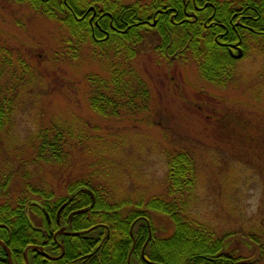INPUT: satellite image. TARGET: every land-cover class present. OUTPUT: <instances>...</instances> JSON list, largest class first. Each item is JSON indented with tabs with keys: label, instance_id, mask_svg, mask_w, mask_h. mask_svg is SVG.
I'll return each instance as SVG.
<instances>
[{
	"label": "rangeland",
	"instance_id": "1",
	"mask_svg": "<svg viewBox=\"0 0 264 264\" xmlns=\"http://www.w3.org/2000/svg\"><path fill=\"white\" fill-rule=\"evenodd\" d=\"M246 36L220 82L191 58L142 49L131 65L149 88L147 106L102 117L89 105V76H109L113 53L73 47L59 21L0 0V91L15 95L11 125L0 131V202L28 185L54 199L80 182L126 209L161 197L210 226L225 253L264 264V35ZM42 140H56L58 157L43 155ZM179 151L193 158L194 187L168 195L167 154ZM150 214L158 235L172 232L169 215Z\"/></svg>",
	"mask_w": 264,
	"mask_h": 264
},
{
	"label": "trees",
	"instance_id": "2",
	"mask_svg": "<svg viewBox=\"0 0 264 264\" xmlns=\"http://www.w3.org/2000/svg\"><path fill=\"white\" fill-rule=\"evenodd\" d=\"M16 1L62 23L73 47L89 42L93 52L113 53L109 76H89V105L102 117L132 115L147 106L149 88L131 61L150 46L166 59L191 58L203 78L220 82L246 35H264V0ZM8 94L0 91V131L11 125L15 111V95ZM55 141L42 140L44 156L58 157ZM194 172L190 153L167 154L166 194H188ZM78 184L54 199L29 185L2 194L0 241L11 264H242L224 252L210 226L191 219L175 201L152 197L126 209L90 183ZM150 211L170 216L169 235L156 233ZM31 214L38 216L37 226ZM0 264H8L2 246Z\"/></svg>",
	"mask_w": 264,
	"mask_h": 264
},
{
	"label": "water",
	"instance_id": "3",
	"mask_svg": "<svg viewBox=\"0 0 264 264\" xmlns=\"http://www.w3.org/2000/svg\"><path fill=\"white\" fill-rule=\"evenodd\" d=\"M241 55V52L239 51L238 54L235 56V57H240ZM0 243L2 244V246L5 248L6 250V256H7V261H8V264H11V259H10V253L8 251V249L6 248V246L0 241Z\"/></svg>",
	"mask_w": 264,
	"mask_h": 264
},
{
	"label": "flooded vegetation",
	"instance_id": "4",
	"mask_svg": "<svg viewBox=\"0 0 264 264\" xmlns=\"http://www.w3.org/2000/svg\"><path fill=\"white\" fill-rule=\"evenodd\" d=\"M32 219H33V218H32ZM33 220H34V219H33ZM31 223H32V220H31ZM34 223H35V221H34ZM32 224H33V223H32ZM37 225H38V224L35 223V226H37ZM58 232L61 233V234H63V233H65V230H64V229H61V230H59Z\"/></svg>",
	"mask_w": 264,
	"mask_h": 264
}]
</instances>
